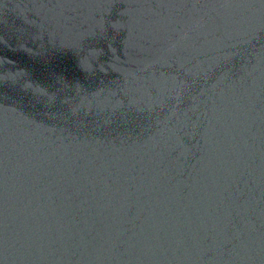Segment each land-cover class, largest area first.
I'll use <instances>...</instances> for the list:
<instances>
[{"label":"water","instance_id":"obj_1","mask_svg":"<svg viewBox=\"0 0 264 264\" xmlns=\"http://www.w3.org/2000/svg\"><path fill=\"white\" fill-rule=\"evenodd\" d=\"M0 264H264V0H0Z\"/></svg>","mask_w":264,"mask_h":264}]
</instances>
